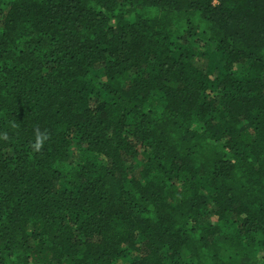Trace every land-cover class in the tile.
<instances>
[{"label":"trees","instance_id":"trees-1","mask_svg":"<svg viewBox=\"0 0 264 264\" xmlns=\"http://www.w3.org/2000/svg\"><path fill=\"white\" fill-rule=\"evenodd\" d=\"M257 255L264 0H0V264Z\"/></svg>","mask_w":264,"mask_h":264},{"label":"clouds","instance_id":"clouds-1","mask_svg":"<svg viewBox=\"0 0 264 264\" xmlns=\"http://www.w3.org/2000/svg\"><path fill=\"white\" fill-rule=\"evenodd\" d=\"M47 139H48V136L45 133H41L39 132V130H37L35 133V144L33 145V147L37 151H39L43 147Z\"/></svg>","mask_w":264,"mask_h":264},{"label":"rangeland","instance_id":"rangeland-1","mask_svg":"<svg viewBox=\"0 0 264 264\" xmlns=\"http://www.w3.org/2000/svg\"><path fill=\"white\" fill-rule=\"evenodd\" d=\"M206 43V42H205ZM200 46H199V49H201V50H204V48H206V50H209V49H212L213 48V45L211 46V45H209V43L207 44V45H205V46H203L202 44H199ZM213 222H214V220H213ZM260 255H257V259H258V263L260 264V262H261V260H260ZM262 264V263H261Z\"/></svg>","mask_w":264,"mask_h":264}]
</instances>
